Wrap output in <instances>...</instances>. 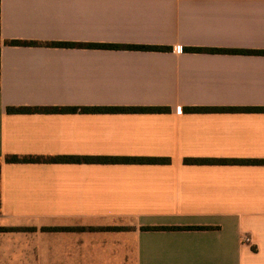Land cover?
I'll return each instance as SVG.
<instances>
[{
  "label": "crops",
  "instance_id": "obj_1",
  "mask_svg": "<svg viewBox=\"0 0 264 264\" xmlns=\"http://www.w3.org/2000/svg\"><path fill=\"white\" fill-rule=\"evenodd\" d=\"M55 107L170 112L8 111ZM186 107L264 108V0H0V264H264V164L184 163L264 160V112Z\"/></svg>",
  "mask_w": 264,
  "mask_h": 264
},
{
  "label": "trees",
  "instance_id": "obj_2",
  "mask_svg": "<svg viewBox=\"0 0 264 264\" xmlns=\"http://www.w3.org/2000/svg\"><path fill=\"white\" fill-rule=\"evenodd\" d=\"M14 44H29L27 42L14 41ZM31 44V43H30ZM36 44V43H32ZM62 46H86L90 48H111V49H141V50H167L166 47L161 46H143V45H113V44H88V45H75V44H57ZM198 50V49H193ZM11 113H168L170 109L167 107H55V108H21V109H9ZM264 112V108H184L186 113H206V112ZM45 160L41 157H19L13 155L7 158L8 162H39ZM46 160L51 162H92V163H133V164H168L170 159L158 158V157H111V156H56L47 158ZM185 164L190 165H207V164H264V160L255 159H206V158H186ZM159 229V228H153ZM170 229V228H168ZM181 229V228H171ZM185 229H209L208 227H186Z\"/></svg>",
  "mask_w": 264,
  "mask_h": 264
},
{
  "label": "built area",
  "instance_id": "obj_3",
  "mask_svg": "<svg viewBox=\"0 0 264 264\" xmlns=\"http://www.w3.org/2000/svg\"><path fill=\"white\" fill-rule=\"evenodd\" d=\"M250 241H251V238H250V237H245V238H244V242H245V243H249Z\"/></svg>",
  "mask_w": 264,
  "mask_h": 264
}]
</instances>
